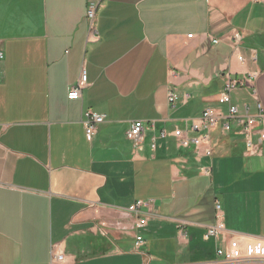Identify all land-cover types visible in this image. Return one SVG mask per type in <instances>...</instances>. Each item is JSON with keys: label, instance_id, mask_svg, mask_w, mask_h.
<instances>
[{"label": "crops", "instance_id": "crops-1", "mask_svg": "<svg viewBox=\"0 0 264 264\" xmlns=\"http://www.w3.org/2000/svg\"><path fill=\"white\" fill-rule=\"evenodd\" d=\"M87 4L0 0V264H216L232 239L264 242V141L242 126L244 104L264 108V0H103L93 32ZM248 74L229 120L217 99ZM206 108L221 113L209 142L181 146L174 130ZM86 110L105 115L90 140Z\"/></svg>", "mask_w": 264, "mask_h": 264}, {"label": "built area", "instance_id": "built-area-1", "mask_svg": "<svg viewBox=\"0 0 264 264\" xmlns=\"http://www.w3.org/2000/svg\"><path fill=\"white\" fill-rule=\"evenodd\" d=\"M103 0H88L87 10H86V19L89 22L90 31L93 32L94 21L96 16V10L99 7ZM232 41L235 47H238L241 43L242 36L239 32H235L232 35ZM3 58L2 52H0V60ZM240 61H243L242 56H238ZM252 60H255V56H252ZM252 77L251 74H248V77L235 79L230 76H227L223 89L218 97L217 101L219 104H225L228 107L227 118L229 120H238L242 121L238 117L239 107L232 104V93L238 88L244 87L249 83V79ZM1 80V76H0ZM88 84L87 75L85 70L82 69L80 77L77 83L72 86L67 92V98L69 100H77L81 97V89ZM178 97V94L171 90L168 95V102L173 103ZM245 117L243 121V129L247 134V146H252V141L250 136L256 130L258 141H264V108L260 101L256 102L257 116L249 115V106L244 104L242 106ZM84 118L82 124L84 127L85 137L90 140L96 133L97 126L105 121V115L95 112L93 110H86L83 114ZM221 118V113L216 111L213 108H206L203 110L201 115L197 118H192L186 121V126L184 129H175L173 134L178 139L179 143L183 147L195 146L199 147L203 144H206L210 140L211 130L218 124ZM224 130L231 129L230 121H226L223 124ZM145 124L142 120H134L130 123L129 128L126 131V137L132 141L134 147H139L141 142L144 139ZM160 135L165 136V131H162ZM152 148H154V138L152 139ZM206 155H211V148L206 146L204 148ZM143 205L141 201H137L135 205L131 208V212L136 215H140V207ZM216 210L220 209V204L216 203ZM216 219H219L217 217ZM146 223L145 218L139 219L138 226H143ZM222 225L220 222H216L213 225L207 228L205 233V238L217 237L220 234ZM137 241L141 240V236H137ZM216 255L221 260L217 261L216 264H226L229 262L253 259V258H264V242H244L240 243L237 240H230L227 247L218 248L216 250ZM52 264H65L64 255L61 252H55L52 256Z\"/></svg>", "mask_w": 264, "mask_h": 264}, {"label": "rangeland", "instance_id": "rangeland-1", "mask_svg": "<svg viewBox=\"0 0 264 264\" xmlns=\"http://www.w3.org/2000/svg\"><path fill=\"white\" fill-rule=\"evenodd\" d=\"M223 110H225L226 109V106H225V104H222V107H221Z\"/></svg>", "mask_w": 264, "mask_h": 264}]
</instances>
